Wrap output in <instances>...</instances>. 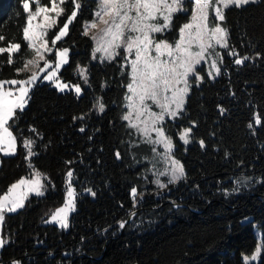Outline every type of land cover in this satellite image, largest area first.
<instances>
[{
	"label": "trees",
	"instance_id": "16d2710c",
	"mask_svg": "<svg viewBox=\"0 0 264 264\" xmlns=\"http://www.w3.org/2000/svg\"><path fill=\"white\" fill-rule=\"evenodd\" d=\"M82 3L68 36L57 44L70 49L69 62L59 76L70 86L80 84L81 95L37 83L13 129L18 136L37 139L35 150L40 154L33 164L50 183L44 196H30L23 209L6 216L1 234L9 242L0 250V264L13 260L20 264H243L242 256L256 249L257 233L264 234V0L225 10L221 26L229 31L230 47L251 59L236 65L237 57L224 50L221 75L211 79L204 74L199 87L192 81L186 112L166 125L187 178L164 190L151 183L152 145L143 143L121 119L129 82L121 68L124 61L93 59V41L82 31L84 22L93 20L96 4ZM65 7L70 14V0ZM25 16L21 0H0V35L6 37L2 44L13 38L21 43L16 54L21 60L11 66L5 63L0 79L29 75L15 72L31 54L22 41ZM187 17L177 15L175 27ZM167 36L176 38L175 28ZM6 60L7 54L0 55V61ZM78 65L88 70L87 84ZM98 97L106 106L103 113L94 108ZM257 117L260 125L255 124ZM193 121L192 142L184 146L178 133ZM200 140L205 142L203 149ZM24 156L19 141L16 155H0V195L29 174ZM69 169L75 173L73 183L80 195L70 228L64 231L45 220L64 203ZM245 177L251 178L247 186L236 183ZM133 187L143 193L135 207ZM237 187L239 191L233 192ZM87 188L95 196L84 191ZM120 221L127 222L123 229Z\"/></svg>",
	"mask_w": 264,
	"mask_h": 264
},
{
	"label": "snow or ice",
	"instance_id": "6c2138e0",
	"mask_svg": "<svg viewBox=\"0 0 264 264\" xmlns=\"http://www.w3.org/2000/svg\"><path fill=\"white\" fill-rule=\"evenodd\" d=\"M67 2L69 0H48V3H42V0H21L23 12L26 14L22 26V41L33 57L23 59L22 67L16 68L15 72H26L30 66L38 71H32L24 79H0V154L16 155L19 141L20 147L25 151L24 159L29 174L12 183L7 191L0 195V229L3 228L8 214L23 209L30 195L44 196L50 183L46 174L41 173L33 164V158L40 154L35 150L37 139L33 136L25 137L22 133L18 136L13 131L20 119L19 114L24 112L31 100L32 89L37 83L48 81L59 92L74 90L79 96L83 91L80 84L70 87L59 76L62 66L69 62L70 49L57 47V44L68 36L69 26L83 6L82 0H70L73 7L70 14L66 15L69 11L65 7ZM250 2L254 0H94V18L90 22H84L82 34L88 36L89 29L95 27L96 20L99 19L106 27L99 37L91 36L96 43L93 59L112 62L120 57L124 61L121 68L122 72H127L129 82L125 95L127 111L121 119L128 122L127 126L135 130L143 143L152 145L151 151L155 156L161 157L165 164L163 170H154L155 164L153 169L149 170L156 177L151 183L160 190L187 178L184 165L175 158L176 144L167 134L166 125L167 121H175L186 112L185 105L193 86L192 81H195L197 87L204 81L205 77L201 75L203 68L200 66L207 64V76L215 79L221 75L223 64V56L218 49L227 50V55L237 57L234 60L236 65H242L251 59L247 55L238 56L235 47H230L228 29L219 23L225 21L226 9L233 6L241 8ZM179 14H188L187 22L176 28L175 17ZM65 15L66 19L62 26H59L60 18ZM57 28L49 38V33ZM174 28L177 37L170 40L167 33ZM5 40L6 37L0 35V55L7 54V60L0 61V70L5 63L11 66L21 60L16 56L21 52V43L15 42L13 38L3 45ZM96 53L101 55L97 57ZM41 61L43 67H40ZM77 70L87 84L88 70L79 65ZM105 107L102 98L98 97L94 108L103 113ZM224 111L221 108V112ZM255 124H261L260 118L255 119ZM193 127L194 121L178 133V139L184 146L192 142ZM248 127L253 129V123H249ZM29 131L42 139L34 127H30ZM80 131L85 129L82 127ZM198 143L202 149L206 146L203 140ZM158 147L163 151H158ZM116 155L120 158L119 152ZM66 163L70 165L72 161ZM160 177H167V182L162 181ZM250 179L245 177L243 181L237 180L236 183H244L247 186ZM74 180L75 173L69 169L65 174L63 206L57 208L45 223H56L62 229L69 228V217L71 213L76 212L80 195L74 187ZM84 191L95 196V192L90 188ZM238 191L239 187L233 189V192ZM131 196L133 207L139 203L137 196L143 199V193H138L135 187L131 189ZM131 215L135 216L136 213L132 212ZM126 223L120 221L119 227L123 229ZM8 242V239L0 234V249ZM262 252L264 234H261L260 242L251 256H242L243 264L261 261ZM12 264H20V261L13 260ZM261 264H264V261H261Z\"/></svg>",
	"mask_w": 264,
	"mask_h": 264
},
{
	"label": "rangeland",
	"instance_id": "374dc122",
	"mask_svg": "<svg viewBox=\"0 0 264 264\" xmlns=\"http://www.w3.org/2000/svg\"><path fill=\"white\" fill-rule=\"evenodd\" d=\"M255 1H257V0H254V2ZM250 3H252V2H250ZM105 19H107V17H105ZM219 23H221V22H219ZM106 26H105V24L102 22V21H100L99 19H97L96 20V26L95 27H93V28H90L89 29V36L91 37V36H93V35H95V36H100L101 34H102V32H103V30H104V28H105ZM93 41V40H92ZM93 45H94V48L96 47V43L93 41ZM218 51H220V53H221V55L223 56V51H224V49H218ZM101 55V53H96V56L97 57H99ZM33 57V54L31 53L26 59H31ZM98 59V58H97ZM94 60H96V59H94ZM99 60V59H98ZM100 61V60H99ZM64 66V65H63ZM62 66V67H63ZM40 67H43V61H41L40 62ZM201 68H203V71L201 72V75H207V72H208V65L207 64H202L201 66H200ZM62 69V68H61ZM60 69V70H61ZM32 71H38V69H36V68H33V67H29V70L28 71H26L29 75L31 74V72ZM214 71V70H213ZM43 75V74H42ZM41 83H49L48 81H43V82H41ZM50 84V83H49ZM70 86V85H69ZM17 87H18V85H17ZM71 87V86H70ZM55 88V87H54ZM66 91H69V90H66ZM74 91V90H73ZM155 110V109H154ZM126 111H127V108H126ZM154 135V134H153ZM158 151H160V152H162L163 151V149L162 148H159L158 147V149H157ZM0 155H2V154H0ZM150 162H151V169H153V164H155V169L154 170H163V168L165 167V164L162 162V160H161V157H159V156H155L154 155V153H153V156H152V158L150 159ZM153 178L155 179L156 177H154L153 176ZM160 179L162 180V181H164V182H167V177H160ZM34 195V194H33ZM30 196H32V195H30ZM29 196V197H30ZM61 206H63V205H61ZM60 206V207H61ZM59 208V207H58ZM56 210V209H55ZM54 210V211H55ZM52 214V213H51ZM73 213H71L70 214V217H69V219H71V215H72ZM51 216V215H50ZM50 216L48 217V219L50 218ZM47 224H53V225H56V226H58L59 227V225L58 224H56V223H47ZM60 229H62L61 227H59ZM69 228H70V226H69ZM69 228H67V229H63L64 231H68L69 230ZM0 234H1V229H0ZM257 237H258V243L260 242V233L258 232L257 233ZM258 245V244H257ZM257 247V246H256ZM1 250V249H0ZM251 256V255H250ZM259 261H255V262H252V263H258Z\"/></svg>",
	"mask_w": 264,
	"mask_h": 264
}]
</instances>
